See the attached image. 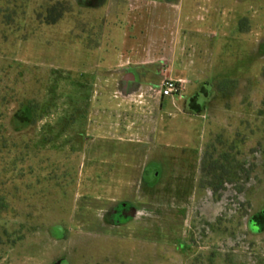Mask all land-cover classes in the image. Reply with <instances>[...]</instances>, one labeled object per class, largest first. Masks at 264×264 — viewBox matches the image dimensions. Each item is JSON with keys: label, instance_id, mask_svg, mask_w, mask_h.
I'll return each instance as SVG.
<instances>
[{"label": "rangeland", "instance_id": "rangeland-1", "mask_svg": "<svg viewBox=\"0 0 264 264\" xmlns=\"http://www.w3.org/2000/svg\"><path fill=\"white\" fill-rule=\"evenodd\" d=\"M256 217L264 0H0V264H264Z\"/></svg>", "mask_w": 264, "mask_h": 264}, {"label": "built area", "instance_id": "built-area-1", "mask_svg": "<svg viewBox=\"0 0 264 264\" xmlns=\"http://www.w3.org/2000/svg\"><path fill=\"white\" fill-rule=\"evenodd\" d=\"M185 88L184 82L173 78H164L158 86L151 87V90L161 97L180 95Z\"/></svg>", "mask_w": 264, "mask_h": 264}, {"label": "crops", "instance_id": "crops-1", "mask_svg": "<svg viewBox=\"0 0 264 264\" xmlns=\"http://www.w3.org/2000/svg\"><path fill=\"white\" fill-rule=\"evenodd\" d=\"M146 15H148V14H146ZM145 17H147V16H145ZM143 20L142 19H140L139 21H138V24H140L141 22H142ZM137 31V28L136 29H134V33ZM137 33L139 34V31H137ZM137 35V34H136ZM134 40H136V38H135V36H130L129 37V42H130V45H132V49H131V51H129L131 54L129 55V56H147L146 54H144V53H142V52H138L137 51V48H136V46L134 45V43H135V41ZM158 56H165V55H158ZM168 57L169 58H173L174 57V52L173 53H171L170 55H168ZM151 61H154V60H150V62Z\"/></svg>", "mask_w": 264, "mask_h": 264}, {"label": "trees", "instance_id": "trees-1", "mask_svg": "<svg viewBox=\"0 0 264 264\" xmlns=\"http://www.w3.org/2000/svg\"><path fill=\"white\" fill-rule=\"evenodd\" d=\"M54 19H55V18H54ZM56 20H57V19L53 20V22H55ZM258 217H259V216H258ZM258 217H256V220H257ZM257 224H258L259 229H260V230H263V229H264V218L261 219V220H257Z\"/></svg>", "mask_w": 264, "mask_h": 264}, {"label": "flooded vegetation", "instance_id": "flooded-vegetation-1", "mask_svg": "<svg viewBox=\"0 0 264 264\" xmlns=\"http://www.w3.org/2000/svg\"><path fill=\"white\" fill-rule=\"evenodd\" d=\"M128 78V77H127ZM130 80V79H129Z\"/></svg>", "mask_w": 264, "mask_h": 264}]
</instances>
